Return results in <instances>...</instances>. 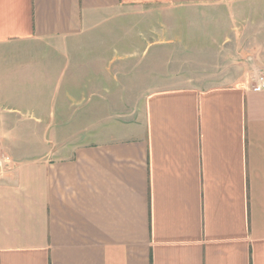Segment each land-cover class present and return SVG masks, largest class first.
I'll return each instance as SVG.
<instances>
[{"label": "crops", "instance_id": "obj_1", "mask_svg": "<svg viewBox=\"0 0 264 264\" xmlns=\"http://www.w3.org/2000/svg\"><path fill=\"white\" fill-rule=\"evenodd\" d=\"M247 1L0 0V50L71 43L132 9ZM251 13L197 44L186 81L211 84L152 78L134 119L97 140L50 146L30 132L44 122L1 121L0 264H264V10Z\"/></svg>", "mask_w": 264, "mask_h": 264}, {"label": "rangeland", "instance_id": "obj_2", "mask_svg": "<svg viewBox=\"0 0 264 264\" xmlns=\"http://www.w3.org/2000/svg\"><path fill=\"white\" fill-rule=\"evenodd\" d=\"M240 10L260 12L264 0L219 8L132 9L71 43L0 50V122H44V128L30 132L50 146L97 140L103 124L134 119L140 103L154 94L137 89L152 78L211 84L186 81L200 77L197 44L230 36L228 28ZM102 79L110 93H101ZM118 89L121 93L111 92Z\"/></svg>", "mask_w": 264, "mask_h": 264}, {"label": "built area", "instance_id": "obj_3", "mask_svg": "<svg viewBox=\"0 0 264 264\" xmlns=\"http://www.w3.org/2000/svg\"><path fill=\"white\" fill-rule=\"evenodd\" d=\"M254 90L257 91V92L264 91V72L262 73V75H261V77L259 79V82H258L257 86L254 88ZM4 166L6 168H8L9 167V163L4 162L3 160L0 161V169H2Z\"/></svg>", "mask_w": 264, "mask_h": 264}]
</instances>
